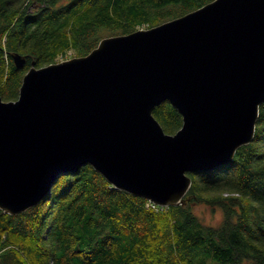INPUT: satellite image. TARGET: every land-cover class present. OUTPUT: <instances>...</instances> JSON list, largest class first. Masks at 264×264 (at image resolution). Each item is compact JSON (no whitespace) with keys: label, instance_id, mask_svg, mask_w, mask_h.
I'll return each mask as SVG.
<instances>
[{"label":"water","instance_id":"water-1","mask_svg":"<svg viewBox=\"0 0 264 264\" xmlns=\"http://www.w3.org/2000/svg\"><path fill=\"white\" fill-rule=\"evenodd\" d=\"M164 100L182 118L174 133L152 113ZM263 102L264 0H212L86 55L32 60L17 98L0 96V209L35 206L85 164L118 190L182 204L188 172L227 164L253 140Z\"/></svg>","mask_w":264,"mask_h":264},{"label":"trees","instance_id":"trees-1","mask_svg":"<svg viewBox=\"0 0 264 264\" xmlns=\"http://www.w3.org/2000/svg\"><path fill=\"white\" fill-rule=\"evenodd\" d=\"M212 0H0V96L69 51L83 56L105 36L149 28ZM26 56L16 67L10 52ZM167 133L182 124L164 100L152 111ZM183 203L166 207L111 185L90 164L61 173L35 206L0 209V264H264V102L254 138L231 162L188 172ZM218 204L203 223L194 202Z\"/></svg>","mask_w":264,"mask_h":264},{"label":"rangeland","instance_id":"rangeland-1","mask_svg":"<svg viewBox=\"0 0 264 264\" xmlns=\"http://www.w3.org/2000/svg\"><path fill=\"white\" fill-rule=\"evenodd\" d=\"M107 37V36H105ZM73 56V52L69 51L64 56H59L56 62L69 59ZM193 212L200 218V220L207 225H218L223 219V210L218 204L204 203V202H194Z\"/></svg>","mask_w":264,"mask_h":264},{"label":"bare ground","instance_id":"bare-ground-1","mask_svg":"<svg viewBox=\"0 0 264 264\" xmlns=\"http://www.w3.org/2000/svg\"><path fill=\"white\" fill-rule=\"evenodd\" d=\"M149 203H151V205L153 204L154 206L157 205V204H155V203H153V202H151V201H149ZM158 206H159V205H158Z\"/></svg>","mask_w":264,"mask_h":264},{"label":"built area","instance_id":"built-area-1","mask_svg":"<svg viewBox=\"0 0 264 264\" xmlns=\"http://www.w3.org/2000/svg\"><path fill=\"white\" fill-rule=\"evenodd\" d=\"M151 204V203H150ZM152 206H154L153 204H152Z\"/></svg>","mask_w":264,"mask_h":264}]
</instances>
